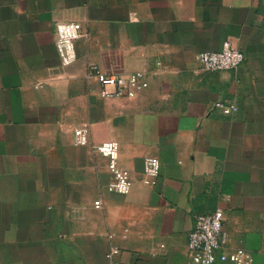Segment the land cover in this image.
<instances>
[{
    "label": "crops",
    "instance_id": "1",
    "mask_svg": "<svg viewBox=\"0 0 264 264\" xmlns=\"http://www.w3.org/2000/svg\"><path fill=\"white\" fill-rule=\"evenodd\" d=\"M69 22L83 36L64 66ZM226 43L243 64L202 70L197 55ZM93 67L148 87L105 97ZM107 142L127 195L92 148ZM218 209L226 249L264 264V0H0V264H109L113 246L120 264H192L195 217Z\"/></svg>",
    "mask_w": 264,
    "mask_h": 264
},
{
    "label": "built area",
    "instance_id": "2",
    "mask_svg": "<svg viewBox=\"0 0 264 264\" xmlns=\"http://www.w3.org/2000/svg\"><path fill=\"white\" fill-rule=\"evenodd\" d=\"M83 36V29L78 23H57L56 25V50L64 66H70L77 60L76 42ZM197 61L201 69L206 72H218L237 70L244 62V54L226 43L220 52H204L197 55ZM93 74L104 86H114L116 92L104 91L105 97L123 96L127 94L134 98L139 90L148 87V82L142 72L129 75L107 76L92 68ZM216 107L223 108L225 114H231L236 109L235 105L222 106L217 103ZM76 143L85 145L88 138L83 129L75 130ZM109 160V170L112 180L108 185L111 192L127 195L131 192L133 181L130 173L118 165L120 146L118 142H107L92 147ZM160 174V161L154 157L145 159V184L154 186ZM99 208V204L96 205ZM225 213L218 209L214 213L197 214L195 226L189 235L188 250L192 264H257L252 255L243 248L226 249L228 238L224 232ZM111 238L113 236H110ZM120 255V249L111 247L107 255L109 264H120L115 258Z\"/></svg>",
    "mask_w": 264,
    "mask_h": 264
},
{
    "label": "rangeland",
    "instance_id": "3",
    "mask_svg": "<svg viewBox=\"0 0 264 264\" xmlns=\"http://www.w3.org/2000/svg\"><path fill=\"white\" fill-rule=\"evenodd\" d=\"M219 264V263H218Z\"/></svg>",
    "mask_w": 264,
    "mask_h": 264
}]
</instances>
